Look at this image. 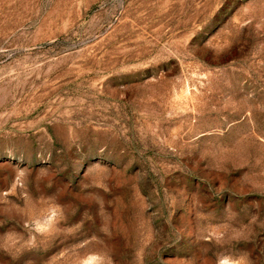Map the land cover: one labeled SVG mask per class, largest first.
<instances>
[{
	"label": "rangeland",
	"instance_id": "obj_1",
	"mask_svg": "<svg viewBox=\"0 0 264 264\" xmlns=\"http://www.w3.org/2000/svg\"><path fill=\"white\" fill-rule=\"evenodd\" d=\"M0 264H264V0H0Z\"/></svg>",
	"mask_w": 264,
	"mask_h": 264
}]
</instances>
